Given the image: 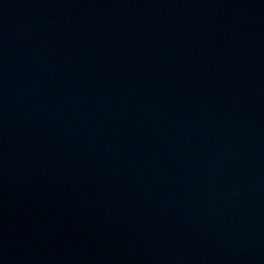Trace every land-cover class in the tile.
Instances as JSON below:
<instances>
[{
    "label": "water",
    "instance_id": "95a60500",
    "mask_svg": "<svg viewBox=\"0 0 264 264\" xmlns=\"http://www.w3.org/2000/svg\"><path fill=\"white\" fill-rule=\"evenodd\" d=\"M0 264H264V0H0Z\"/></svg>",
    "mask_w": 264,
    "mask_h": 264
}]
</instances>
